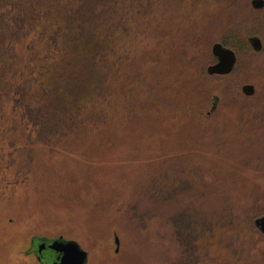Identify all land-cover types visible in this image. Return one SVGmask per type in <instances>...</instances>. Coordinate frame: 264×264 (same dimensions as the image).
<instances>
[{"label": "trees", "instance_id": "trees-1", "mask_svg": "<svg viewBox=\"0 0 264 264\" xmlns=\"http://www.w3.org/2000/svg\"><path fill=\"white\" fill-rule=\"evenodd\" d=\"M197 1L0 0V184L10 167L4 165L2 156L9 152L12 159L21 149L31 156L32 145L39 138L47 141L55 134L73 132L82 140L113 127L115 132L126 127L151 137L159 135L161 139V121L167 105L178 101L163 88L161 77V71L169 72L166 64L174 62L172 54L183 55L186 51L179 62L197 69L200 76H196L197 82H189L193 86L176 94L191 95L196 85L201 86L200 90H207L196 101L205 98L215 102V106L219 102L221 108L235 104L244 108V116L249 114V108L254 106L243 103L244 98L251 97L242 94L238 71L211 76L207 67L216 61L211 46L219 41L236 52L238 67L257 70L261 81L256 87L264 94V86L259 85H264V59L253 63L264 57V9H253L251 0H211L212 6L207 8ZM140 19L145 28L134 24ZM185 22L193 25L189 38L181 31ZM212 26L219 32L209 43L207 32ZM139 33L144 41L131 53L137 40L141 41ZM253 37L261 40L260 51L251 45ZM125 42L127 47L122 44ZM122 54L133 57L131 63L136 66L129 81L124 77L129 57ZM189 56L191 59H187ZM155 72L159 75H152ZM111 86L123 87L113 93ZM221 87L224 88L220 90ZM172 94L176 95L173 91ZM228 99L231 103H227ZM221 108L214 113L221 115ZM204 112L197 114L199 119L206 118L202 120L207 124L212 119ZM136 116L141 118L143 127L135 123ZM190 143L195 149L194 142ZM192 154H149L146 172L141 175L146 180L142 187H136V193L132 192L126 208L143 224L157 208L163 218L172 211L165 220L178 222L174 225L179 227L177 239L184 264H200L199 257H211L205 260L207 264H255L254 260L259 264L261 255L253 252L251 243L264 241V236L254 224L253 212L239 214L237 220L235 212L232 217L210 214L205 212L208 210L203 203L183 199L198 179V173L190 169L194 163L189 157ZM204 217L209 219L206 225ZM223 224L227 226L220 236L225 240H215L216 251L212 255L207 251L201 254L198 246L202 238L204 246L213 244L206 232ZM242 233L244 237L248 235L245 242L239 241Z\"/></svg>", "mask_w": 264, "mask_h": 264}, {"label": "rangeland", "instance_id": "rangeland-1", "mask_svg": "<svg viewBox=\"0 0 264 264\" xmlns=\"http://www.w3.org/2000/svg\"><path fill=\"white\" fill-rule=\"evenodd\" d=\"M210 1L197 2L207 8L212 6ZM142 21L134 24L141 26ZM192 27L185 22L182 34L189 38ZM141 28H145V23ZM217 32L219 29L212 26L207 32V42L212 43ZM137 36L141 41L137 40L131 53L144 41L143 34ZM122 41H127L126 37ZM122 44L127 47V42ZM151 45L153 47V39ZM156 48L157 45L153 51ZM186 53L184 51L183 55ZM183 55L172 54L170 58H174V62L166 64L169 72L161 71L163 88L174 100L178 99L167 105L166 110V106L161 110V113L165 110L161 139L159 135L151 137L139 130L129 131L126 127L115 132L113 127L96 135H86L82 140L73 132L58 133L47 141L39 138L32 145L31 156L21 148L12 159L9 152L2 156L4 165L10 167L0 184V264H40L35 257L40 240H44L42 237L54 239L61 236L88 254L86 264H184V253L177 239L179 227L174 225L178 222L175 220L173 224L165 220L172 211L163 218L157 208L143 224L138 217L134 218L133 211L126 208L132 192L136 193V187H142L146 180L141 175L146 172L149 154L176 157L194 153L189 156L194 162L190 169L198 173V179L194 188L182 197L186 201L203 203L204 209L208 210L205 212L226 217H232L235 212L238 220L239 214L251 211L254 224L256 218L264 215V201L257 198L264 200V119L250 113L244 116V108L235 104H224L221 108L218 102L215 110V102L211 100L210 105L205 98L196 101L207 90H200L201 86L196 85V91L191 95L176 94L193 86L190 81L197 82L200 78L197 69L179 62ZM122 56L129 57L130 64L127 63L124 76L129 81L136 66L131 63L133 57ZM263 59L260 57L253 63L259 64ZM235 69L242 84L256 86L261 81L255 68L249 71L236 64ZM155 73L152 75H159ZM118 87L123 86H111L110 92L115 93ZM227 103H231L229 99ZM243 103L256 109L264 108V96L244 98ZM220 108L221 115L214 113ZM201 111L212 119L207 124L203 121L206 118L199 119L197 113ZM134 121L143 127L141 118L136 116ZM202 124L207 126L200 129ZM192 141L195 149H191ZM150 147H156L157 151ZM254 201L259 205L255 206ZM206 220L205 225L209 223V219ZM222 226L224 228L219 226L206 232V238L213 244L204 246L202 238L198 246L201 254L207 251L212 255L216 251L215 240H225L220 234L226 230L227 224ZM247 236L240 234L239 241L245 242ZM116 237L120 239L118 252ZM33 240H36L35 244ZM251 246L253 252L261 255L259 264H264V241L255 240ZM45 256L49 261L53 258L50 250L45 251ZM199 258L202 259L200 264H207L205 260L211 257ZM254 263L257 264L255 260Z\"/></svg>", "mask_w": 264, "mask_h": 264}, {"label": "water", "instance_id": "water-1", "mask_svg": "<svg viewBox=\"0 0 264 264\" xmlns=\"http://www.w3.org/2000/svg\"><path fill=\"white\" fill-rule=\"evenodd\" d=\"M251 5L254 9L260 10L264 8V0H252ZM250 43L256 51L262 49V42L259 38L253 37ZM212 53L217 61L207 67L209 75H229L231 74L237 64V54L233 49L225 47L222 43H214L212 46ZM256 87L253 84H245L242 86V92L245 96H253ZM256 227L264 234V217L255 220ZM115 244L117 246L116 252L120 249V239L116 237ZM44 246L39 247V252L43 250ZM51 249L59 253L62 257L58 258L60 264H86L88 254L79 248L73 242L63 243L57 241L51 246Z\"/></svg>", "mask_w": 264, "mask_h": 264}, {"label": "flooded vegetation", "instance_id": "flooded-vegetation-1", "mask_svg": "<svg viewBox=\"0 0 264 264\" xmlns=\"http://www.w3.org/2000/svg\"><path fill=\"white\" fill-rule=\"evenodd\" d=\"M212 46H211V52H212ZM213 57L216 59L215 56H213ZM216 61H217V59H216ZM216 61L213 62V63H216ZM243 85H245V84H243ZM242 86H241V91H242ZM242 94L244 95L243 92H242ZM258 95H261L262 97L264 96V94H262L261 90H257V87H256V91H255L254 95L251 96V98H253L255 96H258ZM248 97H250V96H248ZM214 107H216V106H214ZM249 110H250V112H247V113L253 114L254 117H258L260 119H264V108H260V109L258 108V109H256V107H254V108H249ZM241 121H243V119H241ZM262 217H264V215H261L258 218H262ZM258 218H256V219H258ZM43 239L44 240H40V244L37 247V253H36V257H35L37 259V261L40 264H60L61 261L58 260V258H60L62 256L59 253H57L56 251H54L53 249H51V246L54 243H56L57 241H61L63 243H67L68 240H65L62 237L61 238H54V239L53 238H49V239L43 238ZM33 241H34V244H35L36 243V240H33ZM40 246H44V248H43V250L41 252H39V247ZM47 250H50L51 253H52V255H53V258H52L51 261H49L47 259V257L45 256V251H47Z\"/></svg>", "mask_w": 264, "mask_h": 264}]
</instances>
